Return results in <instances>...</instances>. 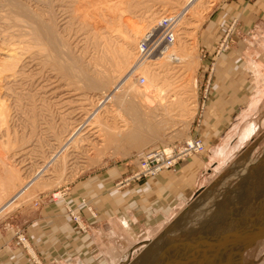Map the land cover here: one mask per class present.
Segmentation results:
<instances>
[{"label":"rangeland","instance_id":"1","mask_svg":"<svg viewBox=\"0 0 264 264\" xmlns=\"http://www.w3.org/2000/svg\"><path fill=\"white\" fill-rule=\"evenodd\" d=\"M24 1L25 0H22L21 2ZM100 1L102 2L103 0ZM100 1H97V4L100 3ZM107 1H105L107 2V5L111 4L114 7H116L115 5L119 7L120 3V5L125 3L127 4V6L128 4L130 5L129 0ZM137 1L139 2V4ZM142 1L143 0H141V3ZM154 1L155 0H153L152 2L151 0H149V2L147 0L143 1L149 3L148 5H150V3H154V5L152 4V6L150 5V7H147L149 9L148 12H152L153 9L154 12L158 10L157 12L160 11L159 13H163L162 15L160 14L161 16H159V19L156 20V25H154V27L157 26L158 20L167 16H172V14H174L176 11H179L180 16L183 12L186 13L187 10L186 8V10L183 9L184 0H178L180 6L178 5L177 7H174V10L172 9L174 12L170 9L169 11L165 9L163 4L164 0H161V3L160 1L157 2L158 0L156 1L157 3ZM246 1L251 2L253 0ZM237 2L242 3V0H199L194 5V9L192 11L193 14L187 13L184 16L182 15V17L184 18L183 20H181V23L177 25V39L179 38V41L176 39L177 43L175 42L174 45V47H178H173L178 51L179 55L181 54L180 58L183 61L181 63L183 64L182 67L181 64H177L180 67H175L176 65L174 63H172L173 65L171 63H168V65L166 64L165 66H162L163 64L161 63V69L160 67H158L159 69L152 70L154 72L159 71V75L156 79H158L160 76V80H153V82L155 81L154 84H156V87L159 89V91L161 90L160 93H165V97L166 95H169L167 96L169 98L166 97V104H169V107H171V109L167 106V113H165L164 115H158V117L156 116L152 118L149 117V119L146 117L143 118L141 115H138L140 117L139 118L138 116H136L137 114L134 113L135 111H130V108H128V110L126 108L128 107V105H125L124 108L121 107L119 108V110L117 109L118 111L111 110L110 113L109 111L108 113L101 112V114L97 116L99 122H95V120L88 119V116L91 118V116L88 115L91 110V107L89 108V104H86V106H82V108L86 109L85 111H80L78 107H75L71 109L72 113L68 114L70 110L65 111L66 108L60 109L59 106L57 107V98L58 95L60 96V94L63 93L65 87L67 85L69 86L72 81L67 80L65 77H62L55 68L53 69L49 65L44 67V69L42 70L43 72L41 71L43 75L41 73L40 75L42 76L39 75V77L41 78V82L38 84L37 81H33L34 83H31V88L29 87L30 89L27 88V90L23 91L24 94L32 93L34 95V89L37 87L36 85L38 84L40 86L43 84L45 85V94L47 95L44 96L45 102L41 103L42 101H38V98L36 96H33L32 94L31 95L33 96L32 99H34V102L30 100L29 102L27 99H25L28 97L27 95H24L25 97H23V99H20L22 98V96H19L20 100L17 99L18 97H15V100L14 97H10L9 99L7 96V98L9 99L8 100L7 98H5L6 96L4 94L3 96L0 93V98L2 97L0 104L3 108L7 107L6 109L4 108L2 116H0V126L3 125L2 127H0V175H2V172L6 170V168H8L6 166H9L10 168L20 173L19 184H21L25 181V179L31 177L36 171L41 169L44 164L50 161V159L56 158L53 157L54 154L58 151H56V149H59L62 146L60 144H64L63 142L70 132L78 129L79 137L82 141H78L75 145H66L65 147L67 148L64 147L66 149V152L64 153L66 154L64 155L67 156L62 155V159L63 157L67 159V162L65 163L66 165L64 164L65 166L60 168V170L57 169L56 171V168L53 167L54 165L51 166V161V163L48 164L47 170L41 173L42 175L40 177V181L37 187L33 191L28 193V196L26 195L22 200H19L15 205L16 207L14 206L9 211H6L3 215L0 216V232L4 233L7 231L10 235L9 242L11 246L9 248H6V250H16L23 257L24 264H42L39 251L32 245L30 240V234L27 232V228L32 222L41 219L45 211L53 212L54 210H57L59 208V210L57 211L59 213H62L64 211V207H73L76 202L75 197H77L79 194H82V188L87 184V182L92 181L96 176H99L108 170H113L117 172V175L118 173H121V171H127L129 169L131 170L132 168H134L133 157L135 155L158 147H168L171 145H177L192 137H197L202 140L205 145V151L202 155H191L181 162H186L192 159H198L199 161L204 163V165L208 166L210 175H205L204 179L208 177L209 180L206 181L203 179L201 184L203 183L204 187H202L200 191L196 193V195H194V197L190 199L189 202L180 209V211H178L175 215L171 216V218L165 223L164 226L161 227L159 231L154 233V230H152L150 238H152L155 234L158 235L155 238H152L153 240L146 243H141L140 245L135 247L133 249V252L135 253H132L133 255L130 257V262L126 261L125 264H130L135 261H138V264H167L168 262H166V259H173L175 256L176 257L173 260H176V262L172 261L170 264H201L197 261L202 258L201 256L199 257V255L204 253L203 250L205 248H211L213 245H222L223 242L225 243L229 240L241 238L246 233H250L251 230L256 229L257 227L262 225L264 226V132L254 138V135L261 127V123L264 121V116H262V114L260 116H255V120L258 121L260 127L252 134L249 140L245 144H243L240 149L237 150L236 153H233L230 160L225 165H222L219 169L220 171L218 172L214 170L215 161H212V159H210L211 152L215 147L223 144L229 131H220L218 133H214L207 132L204 129L203 133L198 127H196L202 119L203 105L204 113L207 106V95L205 93L206 89L204 88L203 97V86L201 84V81L204 80V85L206 81H208L210 87L211 80L215 72L216 62L222 55L230 51V49L235 44V37L237 35V27L239 23L238 17L233 15L231 16L230 11H228V14L230 16L226 18V15H224V9H227L229 6H234ZM131 3H133V5L136 4L135 7H132L130 5V8L127 7L123 10L122 5L121 8L119 7L120 10H116L118 9V7L114 9L117 13L116 14L114 12L115 15L117 16L119 13H121V15L119 14L118 16L120 19L123 20V22L129 20L130 23H133V21H136L137 23L138 21V23L143 24V26H145L142 17L148 15L149 13L147 12V10H145V8L144 10L147 13L142 10V4L146 5L147 3L140 4V0H134ZM101 5L104 7L106 3L105 5ZM131 9L134 10L131 12ZM161 9H164L163 11L165 12H163ZM138 12L140 14H137ZM114 16H110V14L105 13L104 15H102V17L99 16L96 18L98 25V33L102 32V34L105 33L104 35L109 34L111 36H116V28L118 29L119 27L120 29L123 26L117 27L116 24L118 23H116L115 26L114 24H112L113 22L117 21L118 18H114ZM222 17H225L224 20L222 19ZM124 18L127 19L124 20ZM5 23L9 22L7 21L4 22V24ZM108 26L112 27L110 28ZM101 29L105 30V32ZM108 29L110 30V32H108ZM149 29L150 28L142 30L143 33L140 34V37L144 34V32H146V30ZM99 30L101 31L99 32ZM13 31L14 29H9V31L2 33V36L7 34L5 35L7 37L8 34L12 33ZM97 37H100V35ZM97 37H94L93 39L88 41L97 42L99 41L98 39L94 40ZM12 40H14V37ZM72 40L73 38L70 41ZM89 42L88 45L90 47L88 48L91 50L93 48V52L97 53V48L94 49V44L91 45ZM181 42H183V45ZM221 45L222 48H220ZM15 47H17V45L13 47V51L15 50L16 53L18 52V50H21L19 47L17 49ZM20 47L23 48V45ZM223 48H225V50H223ZM11 49V46L9 48L8 46L3 45L0 42V71L1 69H4V67H8V64L10 63L9 56L13 55ZM21 51L22 52L19 51L18 53L22 54L24 51V55H22H27L25 57H42L41 55H37L36 49H34V51L31 49V52L29 50ZM147 61H152V58L150 57V59H148ZM166 71L167 75H165L166 77L163 75L165 77L164 79L161 75L164 74L163 72L166 73ZM1 74L2 76H8L10 72H0V77H2ZM138 75L142 77L141 74ZM137 76L136 82L138 84L139 76ZM143 78L145 79V83L143 85H146L147 77L144 76V74ZM165 80H167V83ZM168 84L169 86H167ZM137 86L139 88L142 87L139 84ZM55 88L57 89V91ZM107 88H110V85ZM54 90L55 93L50 96L49 94L54 92ZM166 91H171V94H168ZM95 95L96 97H98L99 93ZM3 97L5 98L4 100ZM156 99L155 101H157ZM171 99H173V101H170ZM178 99L181 101H178ZM251 99H249L248 104ZM174 100H177L178 105L176 104L177 102H175ZM39 102L42 104V106L45 103L44 106H40ZM263 102L264 101H262V103ZM174 103L177 106L174 105ZM248 104L247 107L246 105H242L241 108L239 107L241 109L240 111H242L243 107H246V111L242 115L247 112ZM27 106L28 108L30 106H34V110L31 112V107L27 109ZM51 108L53 111L51 110ZM35 111L37 114L34 113ZM44 111H49L51 114L49 112ZM240 111L236 112L237 114L234 113L231 116H226V120L224 119V122L226 121L227 125L236 126L237 124H239L242 115L238 122L235 120L238 117ZM30 113H32L31 116ZM39 113L40 115H38ZM56 113L57 117L55 115ZM25 114L29 115H27L26 117ZM63 114L65 116H63ZM32 115L34 116V120L38 118L36 119V121L38 120L37 123L35 122V132L36 130L37 132L38 130L40 131V133L38 132V135L37 132L36 134L34 132V134H32L33 137L30 136V130H28L29 126L26 124L27 119H29L30 121ZM40 117L41 119H43L39 120ZM61 117L62 119L66 120L64 121L67 122L68 125V128H66L67 130L64 131L65 134L63 131L61 133L60 128H58L60 126ZM83 121L84 123H82ZM88 121L90 123H93L88 124ZM101 121L102 123H100ZM144 121H146V123H144ZM156 121L157 123H155ZM1 122L4 123L2 124ZM47 123H49V125ZM25 124L28 127H24ZM85 124L88 125L86 126ZM70 127L71 129H69ZM50 131L52 134L50 133ZM53 131L57 132L58 134H54ZM130 131H136V133L138 134L136 145L132 143L130 144V142L128 143V141L126 140L121 141V139L119 140L118 137L114 141L108 139L109 135L113 133L119 132L120 135H124ZM53 135H58V138L60 140L56 142L55 137H53ZM59 135L61 138L59 137ZM247 143L249 144L247 145ZM56 159H59L58 156ZM210 160L212 161L211 168L209 166ZM207 182L209 184L205 186ZM13 191L14 190L6 194L0 204L4 202L13 193ZM82 196H84V193L82 194ZM254 213L256 214V216ZM64 214L65 213L63 212V215ZM257 217H259L260 219L262 218V220L252 222V220H255V218L257 219ZM251 222H255V224L253 225ZM141 233L143 234V232ZM142 234H139V238H142ZM143 239H146V237H144ZM157 241H160V244H157L158 246L155 244V242L157 243ZM199 249L201 252L198 255L195 254L197 253V251L194 250ZM143 254H146L144 260H139L138 258ZM193 259H196V261H192ZM233 264H264V238L258 240L251 248L245 250L240 260Z\"/></svg>","mask_w":264,"mask_h":264},{"label":"bare ground","instance_id":"2","mask_svg":"<svg viewBox=\"0 0 264 264\" xmlns=\"http://www.w3.org/2000/svg\"><path fill=\"white\" fill-rule=\"evenodd\" d=\"M21 1H19V0H0V42L3 45L8 46L9 48L11 46L12 47L11 51L13 52V55L9 56L10 63L8 64V67H6V68L4 67V69H1V71H0V72H3V71L4 72H10V74L8 76H2V74H3L2 73L1 74L2 77H0V91H1L0 93L2 95L4 94L6 96L5 98H7V96H8L9 99H10V97H14V99H15V97H18L17 99H19V96H22V98H20V99H23V97H25L24 95H27L28 97L25 99H27L28 101L29 100L33 101L34 100V99H32L33 96H36L38 98V101H40V102L42 101L41 103L45 102L44 96H47L45 94V85L42 84L39 86L38 84L41 82L40 81L41 78L39 77L41 71L44 69L45 66L49 65L53 69L55 68L58 71V73H60V75L62 77H65L67 80L72 81L69 84V86L65 85L66 87L63 90V93L60 94V96L58 95V98H57L58 99L57 100V107L59 106L60 109L66 108L65 111L70 110V112H68V114H71L72 113L71 109H73L75 107L76 108L78 107L80 111H85L86 109L82 108V106H86V104L90 105L89 108L91 107V110L89 109L90 113L88 114L91 116V118L88 116V119L95 120V122H99L97 119V116H99V114H101V112L102 113H108V111H109V113H110L111 110L118 111L119 108H121V107L124 108L125 105H128V107H126V108L127 109L130 108V111L131 110L135 111L134 113L137 114L136 116L141 115L143 118L146 117L148 119H149V117H151V118L156 117V116L158 117V115H164L165 113H167L166 109L169 107V104H166L167 103L166 97L169 95H166V97H165L164 96L165 93L164 94L160 93L161 90L159 91V89L156 87V84H154L155 81L153 82V80H157V81L160 80L159 79V78H161L160 76L158 78L159 80L156 79L159 75V71L154 72L152 70L159 69L158 67H160L161 63L163 64L162 66H165L166 64L168 65V63H171V64L174 63L176 65L175 67H180L178 65H180L183 62L182 59L180 58L181 54L179 55L178 51L176 49H174V48L178 47V46L174 47L175 42L177 43V41H176V39L178 37L177 30H176V39H175L174 44L169 49H167L163 55L152 56L151 57L152 61H147V60H143V61L139 60L138 61L136 59L137 58V55H136L137 52H135V51H137V45H138L139 39H141V37L144 35L143 34L140 37V34L143 33L142 30L147 29V28L153 29L154 25H156L155 24L156 20L159 19L158 17L163 14V13L162 14L159 13L160 11L157 12L158 10L156 12H154L153 9H152V12H150V11L148 12L149 9L147 7H150V5L152 6V4L154 5V3H152V4L150 3V5H148L149 3L143 2L144 1L143 0L142 3H147L145 5V4H142L141 0H140V4H142V6H143L142 10H144V8H145V10H147V12L149 13L148 15H145L142 17L143 21H144L143 23L145 24V26H143V24L138 23V21H137V23H136V21L135 22L133 21V23H130L129 20L128 21L126 20L123 22V20L120 19L118 16L119 14L121 15V13H119L117 16L115 15L116 10H120L119 7L121 8L122 5H123V10H124V8L126 9L127 7L128 8H130L131 6L135 7V5L137 4L138 1L136 2L135 5H133V3H131V2H133L134 0H132V1L129 0L131 6L129 4L127 6V4L124 2L126 5L125 4L120 5L121 4L120 3L119 7L117 5H115L116 7L112 6L111 4H110L111 6L107 5V2H108L107 0H103L102 2L100 0H25L24 1L25 3L21 2ZM97 1L98 2L100 1V3L97 4ZM105 1H107V2H105ZM147 1L149 2V0H147ZM152 1L153 0H151V2ZM156 1L157 0H155L154 2H156ZM159 1H160V3L162 2L161 0H158L157 2H159ZM173 1H170V0H164L163 1L164 7L166 10L169 11V9H170L171 11H173L174 7H177L178 5L180 6V3H178V0H173ZM198 1L199 0H184L183 1L184 2V6H183L184 8L183 7L182 8L183 9L186 8L187 10L185 9L186 13L183 12L182 15L184 16L187 13H192V11L194 9V5ZM105 3H106V5H105ZM101 4H103L105 6L103 7ZM138 4H139V2H138ZM163 4H162V6H163ZM100 6H101V8H100ZM117 7H118V9L114 10ZM160 8H161V5H160ZM133 10L134 9H131V12ZM145 10H144V12H145ZM125 11H127V10H125ZM117 12H119V11H117ZM147 12H145V13H147ZM163 12H165V11H163ZM105 13L110 14V16L115 15L114 18L118 17L117 21L112 23V24H114V26L116 23H118V24H116L117 27L123 26L122 27L123 29L120 28L121 30L119 29V27H118L119 30L116 28V30H115L116 32L114 31L115 33H117V34H115L116 36L112 35L113 36L112 37L109 34L104 35L105 30H102V29L101 30L104 31L103 32L104 34H102V32H100L101 30H99V32L101 34L98 33V30H97L98 25H97V21H96L97 19L96 18L99 16L102 17V15H104ZM113 13H114V15H113ZM168 13H170V12H168ZM137 14H140V13L138 12ZM179 14H180L179 11H176L174 14H172V16L173 15H179ZM128 15H129V13H128ZM182 15L179 16L178 25H179V23H181V20H183V18H184V17H182ZM134 16H136V15H134ZM101 17H100V19H101ZM192 17H193V15H192ZM125 19H127V18H124V20ZM129 19H130V17H129ZM132 20H133V18H132ZM7 21L9 23L4 24V22H7ZM158 22H159V20H158ZM112 24H110V25H112ZM108 27H110V26H108ZM9 29L10 30L14 29V31L12 33H9L7 37L5 36L7 34H5V35L3 34L4 36H2V33L9 31ZM146 31H148V30H146ZM181 31H182V29H181ZM108 32H110L109 29H108ZM97 34H99L100 37L102 35H104V36H102L100 38V37H97V36H99ZM93 36L97 37L94 40L98 39L99 41H97V42L94 41L95 43L92 41L89 42L88 40L93 39L94 38ZM13 37H14V40H12ZM71 37L73 38L72 41H74V42L70 41L72 39ZM182 38H183V36H182ZM177 40L179 41V38ZM88 42L91 45L94 44V47H95L94 49L97 48V51H96L97 53L93 52L94 51L93 48H92V50L88 48V47H90L88 45ZM181 43L183 45V42H181ZM15 45H17V47H15L16 49L19 47L21 50H25V51H28V50L30 51L31 49L34 51V49H36L37 55H41L42 57H38V56L37 57L36 56L25 57L27 55L23 56L24 51L22 53L23 55L21 53H18L19 51L22 52L21 50H18V52L16 53L15 50H14L15 52L13 51V47ZM18 45H20V46L23 45V48H21ZM27 54H29V53H27ZM182 65L183 64H181V67H182ZM6 66H7V64H6ZM153 66L156 68H154ZM161 67H160V69H161ZM163 73L164 74H162L161 76L167 75V71H166V73L165 72H163ZM41 74L43 75V73H41ZM138 74H141L142 77L144 74V76L147 77L146 78L147 84L143 85L141 88H139L137 86L138 84L136 82V76ZM42 75H40V76H42ZM164 76L162 78L165 79L166 76L165 77ZM166 79H168V78H166ZM33 81H37V83H38L37 85L35 84L37 87L34 86V87H36L34 89V95L32 93L31 94L33 96L30 93L24 94L23 91L27 90V88L30 89L31 88L30 86L32 85L31 83H34ZM165 81L167 83V80H165ZM109 85H110V88H107ZM171 85H172V83H171ZM167 86H169V84ZM173 89H172V91H173ZM56 91H57V89H56ZM158 91H159V94H158ZM162 91H163V89H162ZM54 93H55V90H54V92L50 93L49 95L51 96ZM98 93H99V96L96 97L95 94H98ZM167 93L171 94V91H168ZM1 98H0V101H1ZM5 98L3 97V100ZM93 98H94V100H93ZM167 98H169V97H167ZM155 99L157 101H155ZM3 100H2V102H3ZM170 101H173V99H171ZM174 101L177 102V100H174ZM178 101H181V100L178 99ZM17 103H18V100H17ZM36 103H38V102H36ZM41 103H40V106H42ZM256 103L257 102L255 100L250 103L249 108H248L249 113L242 115L239 124H237L228 133L223 144L215 147L213 149V151L211 152L210 159H212V161H215V169H214L215 171H217V172L220 171L219 170L221 168L220 166L222 164H226L230 160L233 153H236L237 150L240 149L243 146V144H245L249 140V138L252 136V134L259 128L258 121L254 120V119H250V120L246 121L247 116H249V114L251 113L250 111H252L254 109ZM44 104H43V106H44ZM176 104L178 105V102ZM176 104L174 103V105H176ZM27 105H29V104H27ZM30 105H33V104H30ZM30 107H31L30 110L32 112L34 110V106H30ZM4 108L0 104V116H2ZM25 108H26V106H25ZM29 108L27 106V109H29ZM169 108L171 109V107H169ZM38 110H39V108H38ZM51 110H52V108H51ZM20 111H21V109H20ZM168 111H169V109H168ZM44 112H49V111H44ZM34 113H36V111ZM31 114L32 113H30V116H31ZM64 114H63V116H65ZM27 115H29V114H27ZM27 115H26V117H27ZM33 115L31 117L30 121H29V119L26 118L27 119L26 124L30 128L26 124L24 125V127L25 126L28 127V130H30L29 131L30 136H32V137H33L32 134H34L35 129H36V123L38 121V120L36 121V119H38L36 117H35L36 119L34 120L35 115L34 116ZM38 115H40V113ZM38 115H37V117H38ZM55 115L57 117V113ZM111 115H112V113H111ZM136 116H135V118H136ZM143 118H142V120H143ZM42 119L40 117L39 120H42ZM85 119H87V118H85ZM64 120L65 119H62V117H61L60 126L58 127V128H60L61 133H62V131L64 132L65 130H67L66 128H68L67 122H65L66 120L65 121ZM1 123L3 124L4 122H1ZM82 123H84V121ZM92 123L93 122H91V123L89 122L88 124H92ZM100 123H102V121ZM144 123H146V121H144ZM155 123H157V121ZM47 124L49 125V123H47ZM95 124H98V123H95ZM2 126H0V127H2ZM71 127L69 129H71ZM36 132H37V130H36ZM36 132H35V134H36ZM38 132L40 133L39 130H38ZM38 132H37V135H38ZM91 132H93V131H91ZM50 133H51V131H50ZM55 133H57V132H54V134ZM64 134H65V132H64ZM98 134H100V133H98ZM53 137H55L56 142H58V140H60L58 138V135H56V136L53 135ZM59 137H60V135H59ZM117 137L119 138V140L121 139V141L126 140V141H128V143L130 142V144L132 143V144L136 145L137 144L136 140L138 139V134L136 133V131H130L124 135H120L119 132H116V133L109 135L108 139H110L111 141H114V140H116ZM80 139L81 138L79 137V130L78 129L70 132L68 134V136L66 137V139L64 140V142L62 139V142L64 144H60L62 146L59 149H56L54 147L56 149V151L57 150L58 151L54 154L53 157L57 158V156H58L59 159H56V158L50 159L49 158L50 159L49 162L44 164V166H42L41 169L36 171L31 177L25 179V181L21 184H19V178H20L19 174L20 173H18V171H16V170L10 168L9 166H6L8 168H6V170H4L2 172V175H0V202L3 200V197L6 194H8L12 190H14V191L4 202H2L0 204V216L3 215L6 211H9L11 208H13L19 200H22L26 195L28 196V193H30L31 191H33L37 187V185L39 184V181H40V177L42 175L41 173H43L44 171L47 170L48 164L51 163V161H52L51 166L54 165L53 167L56 168V171H57V169L60 170V168L65 166L67 159H65L64 157L62 159V155L66 154V153H64V152H66L65 148H67L65 146L66 145H75L78 141L79 142L81 141ZM231 140H233V141L231 142ZM33 143H34V141H33ZM77 155H79V154H77ZM64 156H67V155H64ZM255 216H256V214H255ZM257 220L260 221V220H262V218L260 219L259 217H257V219L255 218V220H252V222L257 221ZM252 224L254 225L255 222ZM147 233L148 234L145 236L146 238L149 237V235H150L149 231H147ZM248 234L249 233H246L242 237L244 238ZM151 240H153V239H151ZM151 240H149V241H151ZM149 241H146V242H149ZM159 242L157 241V243L155 242V244L156 245L160 244ZM131 243H129L128 245H130ZM219 245H216V246L213 245V246L217 247ZM206 249L208 250V248H205L203 250L204 254L207 251ZM107 251H108V249H107ZM194 251H197V253H195L197 255L201 252L200 249L194 250ZM109 256H110V252H109ZM131 256H132V254H131ZM145 256H146V254H143L138 259L144 260ZM204 256H207V255H204ZM113 257H112V259H113ZM118 260H119V258L117 259L115 264L118 263ZM129 260H130V258H129ZM174 261L176 262V260H174ZM192 261H196V259H193ZM138 263H139L138 261H135V262L130 263V264H138Z\"/></svg>","mask_w":264,"mask_h":264},{"label":"crops","instance_id":"3","mask_svg":"<svg viewBox=\"0 0 264 264\" xmlns=\"http://www.w3.org/2000/svg\"><path fill=\"white\" fill-rule=\"evenodd\" d=\"M228 11L238 17L237 35L230 51L216 62L210 87L208 81L205 85L201 81L207 106L204 113L203 105L202 119L196 127L203 133L204 129L230 132L235 125H227L224 119L240 111L242 105L247 107L251 98L248 108L252 101L257 103L246 121L264 116V0L237 2L224 9L226 18L230 16ZM246 107L235 121H239ZM248 113L247 109L245 114ZM263 132L264 121L254 138ZM209 164L211 168V160ZM129 170L118 175L108 170L96 176L82 188L84 196L82 193L75 197L73 207H64L65 216L57 211L59 208L53 212L47 209L49 212L45 211L41 219L28 226L31 243L39 251L42 264H115L118 258L117 264H124L135 253V246L158 235L143 239L147 231H159L204 187V176L210 175L208 166L192 159L156 177L116 186L134 168ZM70 212L79 217L78 225ZM9 240L7 231L0 232V264H24L16 250H6L11 246Z\"/></svg>","mask_w":264,"mask_h":264},{"label":"built area","instance_id":"4","mask_svg":"<svg viewBox=\"0 0 264 264\" xmlns=\"http://www.w3.org/2000/svg\"><path fill=\"white\" fill-rule=\"evenodd\" d=\"M178 20L179 15L164 17L159 20L157 26L146 31L137 45V60L143 61L150 59L152 56L163 55L175 42ZM220 48H222V45ZM144 83L145 79L139 76L138 84L142 86ZM204 151L205 145L202 140L192 137L177 145L158 147L141 152L133 157L134 170L128 177L119 181L116 186L119 187L130 182L135 183L156 177L164 171L172 170L187 157L201 155ZM69 214L71 219L78 225L79 217L71 212Z\"/></svg>","mask_w":264,"mask_h":264},{"label":"water","instance_id":"5","mask_svg":"<svg viewBox=\"0 0 264 264\" xmlns=\"http://www.w3.org/2000/svg\"><path fill=\"white\" fill-rule=\"evenodd\" d=\"M262 238H264L263 225L250 231V233L244 238L241 237L229 240L225 243L223 242L222 245L217 247H209L205 254L203 253L199 255V257L201 256L202 258H200L198 262L201 264H233L240 260L245 250L251 248L258 240ZM173 259H166V262H168L167 264H170L172 261H174Z\"/></svg>","mask_w":264,"mask_h":264}]
</instances>
